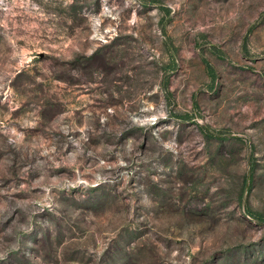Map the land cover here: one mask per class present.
Listing matches in <instances>:
<instances>
[{
  "label": "rangeland",
  "instance_id": "obj_1",
  "mask_svg": "<svg viewBox=\"0 0 264 264\" xmlns=\"http://www.w3.org/2000/svg\"><path fill=\"white\" fill-rule=\"evenodd\" d=\"M0 264H264V0H0Z\"/></svg>",
  "mask_w": 264,
  "mask_h": 264
},
{
  "label": "trees",
  "instance_id": "obj_2",
  "mask_svg": "<svg viewBox=\"0 0 264 264\" xmlns=\"http://www.w3.org/2000/svg\"><path fill=\"white\" fill-rule=\"evenodd\" d=\"M94 55H96V53H94L93 55H91L89 58H93V57H94Z\"/></svg>",
  "mask_w": 264,
  "mask_h": 264
}]
</instances>
